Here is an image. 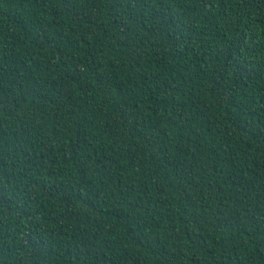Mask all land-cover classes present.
Listing matches in <instances>:
<instances>
[{
  "label": "trees",
  "instance_id": "16d2710c",
  "mask_svg": "<svg viewBox=\"0 0 264 264\" xmlns=\"http://www.w3.org/2000/svg\"><path fill=\"white\" fill-rule=\"evenodd\" d=\"M0 264H264V0H0Z\"/></svg>",
  "mask_w": 264,
  "mask_h": 264
}]
</instances>
